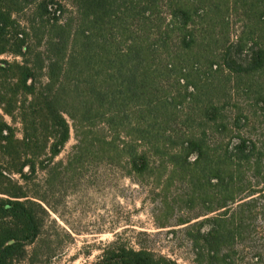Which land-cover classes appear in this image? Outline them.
<instances>
[{
    "label": "trees",
    "instance_id": "trees-1",
    "mask_svg": "<svg viewBox=\"0 0 264 264\" xmlns=\"http://www.w3.org/2000/svg\"><path fill=\"white\" fill-rule=\"evenodd\" d=\"M69 1L66 18L59 0H0V264L50 218L28 182L97 162L185 185L163 203L200 209L178 220L194 264H264V0ZM97 264L179 263L115 243Z\"/></svg>",
    "mask_w": 264,
    "mask_h": 264
},
{
    "label": "rangeland",
    "instance_id": "rangeland-1",
    "mask_svg": "<svg viewBox=\"0 0 264 264\" xmlns=\"http://www.w3.org/2000/svg\"><path fill=\"white\" fill-rule=\"evenodd\" d=\"M59 1L67 6L65 17H69L75 10L73 5L69 0ZM229 13L231 39L235 40L242 29V16L235 9ZM239 94L238 99L242 96ZM256 121L258 126H264V115ZM21 132L22 125L18 123L19 136ZM76 142L72 128L70 140L56 161L66 162ZM164 171L157 167L154 176L141 179L130 176L126 167L117 163L97 162L69 170L60 167L48 191V175L39 171L28 182V192L31 196L45 195L52 207L48 206L51 215L37 241L27 246V257L21 264H97L104 250L115 243L147 248L179 264H194L191 244L178 220L181 216L195 217L200 209L177 208L171 212L170 205L165 206V194L170 199L185 185L167 183L168 172ZM161 174H166L164 192L157 183ZM168 215L169 223L161 227Z\"/></svg>",
    "mask_w": 264,
    "mask_h": 264
}]
</instances>
